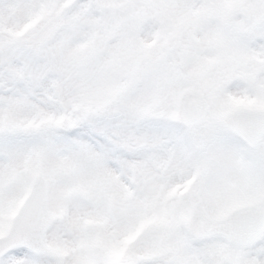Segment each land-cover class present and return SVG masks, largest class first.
I'll return each mask as SVG.
<instances>
[{
	"label": "snow or ice",
	"instance_id": "6c2138e0",
	"mask_svg": "<svg viewBox=\"0 0 264 264\" xmlns=\"http://www.w3.org/2000/svg\"><path fill=\"white\" fill-rule=\"evenodd\" d=\"M6 2L0 264H264V0Z\"/></svg>",
	"mask_w": 264,
	"mask_h": 264
},
{
	"label": "rangeland",
	"instance_id": "374dc122",
	"mask_svg": "<svg viewBox=\"0 0 264 264\" xmlns=\"http://www.w3.org/2000/svg\"><path fill=\"white\" fill-rule=\"evenodd\" d=\"M7 8V2L6 0H0V10H5ZM13 22L21 23L25 29L29 28L31 26L30 22L24 20L23 13L20 11H16L13 16ZM146 247V245H145ZM124 251V250H122ZM143 251V249H141Z\"/></svg>",
	"mask_w": 264,
	"mask_h": 264
}]
</instances>
